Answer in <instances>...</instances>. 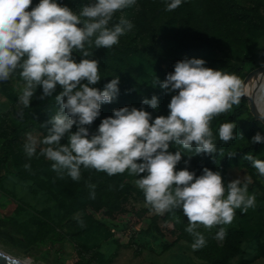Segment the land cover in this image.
Returning <instances> with one entry per match:
<instances>
[{"label": "clouds", "instance_id": "clouds-1", "mask_svg": "<svg viewBox=\"0 0 264 264\" xmlns=\"http://www.w3.org/2000/svg\"><path fill=\"white\" fill-rule=\"evenodd\" d=\"M181 3L169 0L165 10L173 11ZM135 4L136 0H93L76 12L57 0H39L34 7L32 0H0V82L8 81L19 70L24 82L18 97L21 118L23 110L31 108L38 87L42 89L41 100L52 96L57 86L61 89L54 98L59 109L40 125L47 134L40 140L29 136L23 146L28 158L36 156L39 148V156L52 161L51 168L61 179L67 173L79 181L81 166L109 176L127 171L139 177L136 184L156 214L182 210L187 217L185 231L193 237L191 247L198 250L207 243L199 227L211 230L220 226L215 238L222 240L227 234L223 226L232 223L236 209L247 212L254 208L256 196L248 192L250 178L231 179L225 184L219 171L207 167L199 176L187 167L177 170L183 152L179 148L171 152L169 147L183 148L190 153L189 158L215 154L212 121L239 105L246 96V82L235 74L206 67L203 59L178 60L163 81L155 76L152 83L174 93L166 116L153 118L143 108L124 106L113 109L90 134L89 126L99 117L101 105L116 99L119 77H112L103 90L91 86L101 75L99 62L90 58L93 51L89 49L118 44L134 25L123 16L112 23L114 16ZM73 52L80 54L78 62ZM142 104L156 109L158 97L144 98ZM257 114L264 120V113L258 110ZM73 126L76 131H72ZM236 127L234 121L221 124L220 141L234 140ZM64 137L67 143H61ZM250 143H264V135L256 132ZM235 155L227 154L229 158ZM244 159L264 176V160L251 154ZM24 167L31 166L26 163ZM88 187L94 198L95 185Z\"/></svg>", "mask_w": 264, "mask_h": 264}, {"label": "rangeland", "instance_id": "rangeland-1", "mask_svg": "<svg viewBox=\"0 0 264 264\" xmlns=\"http://www.w3.org/2000/svg\"><path fill=\"white\" fill-rule=\"evenodd\" d=\"M76 1L78 5L71 8L76 12L93 2ZM168 2L136 0L134 6L116 13L112 23L123 16L134 27L121 36L115 46L123 44L128 36L139 52L112 58L93 54L92 58L99 62L101 78L111 80L118 76L119 87L144 85L153 93L151 82L155 76L163 81L166 74L174 70V64L186 58L203 59L205 66L213 69L226 63L242 66L244 76L241 80L246 84L264 76V73L253 76L257 68L264 66V0H233L228 6L218 0H182L175 10L166 11ZM37 3L39 0H32L33 7ZM186 18L204 32L203 39L195 35L186 37V41L199 47L198 54L193 56L174 49V38L184 36ZM223 24L225 33L219 32ZM249 53L250 61H242V57ZM76 55L80 56L73 52V57ZM112 61L136 73L137 79H123L111 66ZM220 70L226 71L225 67ZM0 84L6 88L0 90L2 144L3 139L20 126L18 97L24 82L18 70ZM96 85L102 88L101 80ZM156 87L162 89L159 85ZM250 98L251 93L241 98L244 111L235 119L236 125L247 124V119L253 117L249 111ZM252 103L255 106L254 101ZM112 106L113 102L102 104L98 118L102 120L111 116ZM261 107L264 111V96ZM58 109L59 105L55 104L50 111L55 115ZM37 119L41 125L50 118L37 116ZM256 121L255 131L260 132L264 125ZM99 124L89 126V133H95ZM211 127L216 140L220 124L213 121ZM72 131H76L75 126ZM46 134V128L41 126L23 134L11 146L8 166L0 162V171L5 174L0 186L3 185L1 188L7 194L4 204L10 207L8 211L22 213L14 227L10 225L0 231L1 252L17 258H30L32 264H264V190L251 185L256 180L264 189V176L256 169L253 176L241 166L228 167L220 172L225 184L231 179L243 181L250 178L248 192L255 194L256 206L247 212L236 209L232 223L223 226L227 234L222 240L215 238L220 226L211 230L199 227L198 231L205 236L207 243L203 248L193 250V237L185 231L187 217L176 209L156 214L145 203L143 191L136 184L139 177L131 175L121 181L110 178L105 172L81 166L79 181H73L67 173L61 179L52 170V161L39 156V148L36 156L28 158L23 149L28 137L40 140ZM61 143H67V137ZM39 159L43 164L34 177L17 175L26 170V163L32 167ZM185 161L182 158L177 170L187 167L196 176L202 174V155L196 158L197 163L185 164ZM88 184L95 185L94 198L90 196L93 190ZM78 188H81L80 193L76 192ZM236 232H241L239 252L235 249ZM56 242L61 244L54 246Z\"/></svg>", "mask_w": 264, "mask_h": 264}, {"label": "trees", "instance_id": "trees-1", "mask_svg": "<svg viewBox=\"0 0 264 264\" xmlns=\"http://www.w3.org/2000/svg\"><path fill=\"white\" fill-rule=\"evenodd\" d=\"M218 1L228 6L233 0H218ZM57 2L67 5L69 8H74L78 5V2L76 0H58ZM183 23H184V27H183L184 36H177L176 38H174V49L176 52L179 53H185L191 56L197 55L199 52V47L197 45H193L188 41H186V37L188 35H195L196 37H201V39H203L204 32L202 30L196 29L195 23L191 21L189 18H186ZM221 28L222 29H220L219 32L222 31V33H225L226 28L224 24L221 26ZM89 50L93 51V54H101L111 58L119 54H128L129 52L136 54L137 52H139V48L133 44V42L128 36H126V41L119 46L114 45L108 49L105 48L95 49L93 47ZM250 56L251 53L246 54L245 56L242 57L243 58L242 61L244 62L250 61L251 59ZM74 59L78 62L81 59V56L76 55L74 56ZM111 66L126 81L130 79L131 80L137 79L136 73L131 72L127 69H123L117 62L112 61ZM222 67H225L226 69L225 72L235 74L240 79H242L244 76L242 66H235L233 64L226 63L220 67H217L216 69H220ZM156 68L160 70V66L157 65ZM161 72L163 71L161 70ZM108 81L109 79L107 78H101L102 88H99L98 85H91V86L103 90L105 84ZM153 88L154 91L152 93L144 85H139L137 88H132L131 86H127L126 88L119 87V93L116 99H114L113 101L112 109H118L120 107L129 106V107H136L137 109L143 108L144 110L150 112L153 118H155L158 115L166 116L169 111L168 103L170 102L171 96L169 93H166L165 90L163 89H157L156 86H153ZM5 89L6 88L0 84V90H5ZM59 91H61V89L59 86H57V89L55 92H53L52 96L45 97L44 99L41 100L39 99V96L42 93V89L38 87L36 90V95L31 101V108H26L23 110L24 115L22 118L17 113V118L19 120L20 126L15 131H13L8 137L4 138L2 144H0V162L4 163L6 167L8 166L9 157L11 156L12 144L16 142L18 138L23 134L29 133L35 129H39L40 124H39V120L37 119V116L51 118L54 115L53 112L50 111V108L55 104H57L54 98ZM153 95L158 97V107L156 109H152L148 105L142 104V100L144 98L151 99ZM243 111H244V104L240 102L239 105H233L231 111L217 116L216 118H214L213 121H217L220 125L227 121H235V119L238 116H240L243 113ZM247 121H248L247 124L236 125L237 126L235 130L236 138L230 141L229 143H224L220 141L218 137L215 140L217 151L213 155L193 154L191 155V158H189L188 155L190 153L184 150L183 148H180L177 145H170L169 151L175 152L177 148H179V150L183 152L182 158L190 163L196 162V158L202 155V161H201L202 168L207 167L213 171L222 172L228 167L241 166L245 168L251 176H253L255 172V168L250 161L244 159V156L246 154H251L255 159L264 160V143H250L252 136L256 133L255 126L257 125V121L253 117H249ZM100 122L101 120L97 117V119L93 123H100ZM261 128L263 130L260 131V133L261 135H264V128L263 127ZM229 152H234L236 153V155L233 156L232 158H229L227 156ZM42 164H43V160L39 159L35 162V164L32 167H30V169H26L25 171L18 173L17 175L21 178L34 177L40 171ZM4 175L5 174H3L0 171V182L4 179ZM109 177L110 178L115 177L118 180L122 181L123 179L130 178L131 175H129V173L125 171L123 174H116ZM251 185L253 187L258 188L260 191L264 190L263 186L256 180H253ZM76 192L80 193L81 188H78ZM176 211L183 214L181 209H176ZM236 235L238 236L236 239L237 241L235 243V249L236 251L239 252V241L241 238V232H236Z\"/></svg>", "mask_w": 264, "mask_h": 264}, {"label": "bare ground", "instance_id": "bare-ground-1", "mask_svg": "<svg viewBox=\"0 0 264 264\" xmlns=\"http://www.w3.org/2000/svg\"><path fill=\"white\" fill-rule=\"evenodd\" d=\"M245 90H246V93L252 94V98H250V100L254 101V104L256 106V112L259 110L260 112L264 113L261 107V101L264 96V76L256 77L253 81L248 82L246 84ZM7 256L13 258L14 260H16L17 262L21 264H32V261L30 258H21V257L17 258V257H13L10 255H7Z\"/></svg>", "mask_w": 264, "mask_h": 264}, {"label": "crops", "instance_id": "crops-1", "mask_svg": "<svg viewBox=\"0 0 264 264\" xmlns=\"http://www.w3.org/2000/svg\"><path fill=\"white\" fill-rule=\"evenodd\" d=\"M1 187H3V185L0 186V231L3 230L5 227L8 228L10 225L14 227L16 223L20 221V220L18 221V218L22 215L21 212L18 213L16 211H13L12 209L8 211L10 207L7 204H4L5 200L7 199L6 197L7 194L3 191ZM12 234L14 235V233ZM60 244L61 242H56L54 246H57Z\"/></svg>", "mask_w": 264, "mask_h": 264}, {"label": "water", "instance_id": "water-1", "mask_svg": "<svg viewBox=\"0 0 264 264\" xmlns=\"http://www.w3.org/2000/svg\"><path fill=\"white\" fill-rule=\"evenodd\" d=\"M263 74L264 73V66L262 67H259L257 68L254 73H253V76H259L260 74ZM249 101V111L250 113L252 114L253 118L256 119V120H259L263 125H264V120H261L258 118V114L256 112V108L255 106L253 105L252 101L251 100H248ZM0 264H21L19 262H17L16 260H14L13 258L3 254L0 252Z\"/></svg>", "mask_w": 264, "mask_h": 264}]
</instances>
